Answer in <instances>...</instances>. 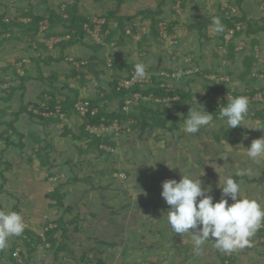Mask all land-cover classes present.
<instances>
[{
    "label": "rangeland",
    "instance_id": "374dc122",
    "mask_svg": "<svg viewBox=\"0 0 264 264\" xmlns=\"http://www.w3.org/2000/svg\"><path fill=\"white\" fill-rule=\"evenodd\" d=\"M73 1L0 0V14L29 22L31 18L25 13L30 10L48 15L49 7L59 10L60 6L64 12ZM155 1L159 3V0ZM177 1L180 7L171 8L172 11L168 12L171 18L168 14L158 17V21L162 18L167 21L171 35L150 36L145 41L144 35L149 33L150 25H144L146 31L137 32L143 26L139 24L142 19H137L134 21L137 23L135 29L131 26L135 36L128 34L130 36H125L123 44L113 40L118 44L117 51L111 42L100 44L95 68L101 61L99 68L105 73L104 82L97 81L86 66H80L83 73L78 77L75 72L78 66L69 59L72 57L76 62L89 64L93 54L90 47L95 51L99 46L89 34L77 37L78 42L66 49L65 59L51 64L43 59L50 55L58 56L60 50L50 49L46 44L49 36L42 27L47 19L41 21V30L35 36L20 28L2 35L7 38L0 43V74L7 80L4 83L0 81L1 90L14 84V78H11L14 75H5L3 71L10 64L19 73L15 78L28 74L30 80L26 83L24 95L17 91L8 107L11 108L6 116L8 120L15 117L13 112L26 107L15 121L17 131L6 124L0 126V132L7 134L5 131L8 130V134H12L10 146L0 137V157L10 164L9 174L0 166V173L3 171L0 210L20 213L26 226L42 234L44 239L48 237L47 230L56 227L62 216L65 220V226L56 233L58 241L64 242L65 250L60 251L56 258V248L33 242L36 250L28 258L29 263L23 264H97L100 259L106 264H264V227L250 238V247L223 253L214 247V241L209 240L197 255L190 235L182 236L171 230L166 212L169 206L161 196L162 182L167 179L179 181L181 170L194 177L203 175L204 187L211 186L214 202L218 201L221 192L217 188L219 176L216 168L221 175H230L240 183L244 198L255 199L264 207V160L257 163L247 158L243 155L242 145L238 151L241 143L249 147L253 139L264 136V130L229 129L219 119V108L226 106L227 98L230 100L243 95L249 100L245 126L264 128V31L248 34L249 25L252 30L256 22L259 26L264 25V0H244L241 7L231 0H187L191 2L187 9L181 0L174 4ZM115 5V1L109 0L78 2L79 12L91 20L107 19L108 12ZM131 5L134 14L138 10H134L133 2ZM64 14L67 18L68 13ZM217 14L229 18L245 17L238 22L244 33L223 42L218 35L208 34L210 24L202 30L191 26ZM173 19L180 25H175ZM111 20L109 28H116L117 19L113 17ZM61 26L58 25L59 29L64 30ZM66 34V39H70L72 34ZM172 39L177 42L173 44ZM232 45H235L234 50ZM112 52L116 53L111 55ZM156 55L163 57L155 59ZM38 57L42 60L33 59ZM110 61L111 67L108 66ZM121 61L129 67H118L116 63ZM137 62L146 64L149 83L153 84L155 75L156 85L160 83L161 87L181 90L174 96L157 99L162 101V109L171 108L172 115L162 116L169 128L155 124L147 127L141 138L140 129L133 127L136 118H130L131 114L141 115L140 104L133 103L129 110L123 108V113L120 112L121 98L116 97L113 86L108 84L116 73L120 76L131 73ZM163 71L171 75H164ZM178 72L183 74L179 78L176 77ZM164 78L167 81L161 80ZM100 85L107 89H99ZM222 86L230 90H211ZM74 89L78 91V98L99 100L100 107L125 115L118 135H110L108 131L103 135H109L116 146L102 143L103 152L96 146H88V139L77 138L76 134L85 135L82 130L85 119L74 109L71 118L66 116L59 121L53 115H45L48 120H41L37 113H34L36 116L31 115L29 107L37 105V101L41 105L48 100L51 105L54 93L73 92ZM244 90H252L253 95ZM196 91L201 92L196 94L198 103L213 114V121L198 133L187 134L182 130L184 118L179 114L187 115L190 104H195ZM0 106L7 104L0 103ZM157 106L154 104L153 108ZM245 135L248 139H244ZM42 157L47 162L43 163ZM167 164L180 169H171ZM246 169H251L252 174L235 175L238 170ZM10 177L12 182L7 188L6 182ZM53 193L59 195L54 196ZM15 245L14 236L9 239V246L0 250V264H15L9 259ZM17 245L22 246V243ZM24 249L26 252L27 248ZM19 251L20 247L14 252L18 257Z\"/></svg>",
    "mask_w": 264,
    "mask_h": 264
},
{
    "label": "trees",
    "instance_id": "16d2710c",
    "mask_svg": "<svg viewBox=\"0 0 264 264\" xmlns=\"http://www.w3.org/2000/svg\"><path fill=\"white\" fill-rule=\"evenodd\" d=\"M80 0H74L73 3H70L67 5V8L61 9V7L59 6V10H56L55 8H51L49 7V14H38L33 12L32 10H30L29 12H26L25 15L29 16L31 18V21L29 22H25V21H19L17 20V18H6L5 14H0V43L3 40H6L7 37H3L2 35L7 33V32H12L14 33V30L16 28H20L22 30H24L25 33L28 32H32V35H36L40 32L41 30V21H44L45 19H47L49 21V26L47 29L44 30V32L47 34V36H51L52 34H59L62 35L63 37H65L61 42L57 43L54 47L57 50H60V53L58 56L55 55H50L49 58H45L43 60H45V62H47L48 64H51L52 62L56 61V62H61L65 59V51L68 47L73 46L74 44H76V42H78V38L80 37H85V35H87L88 33L86 31H84L83 29V24L85 22H89L91 24V26L93 27V24L91 23V19L88 18V16L81 14L79 12V6H78V2ZM96 1H103V0H96ZM109 1H115L116 5L115 7L110 10L107 14V19H106V23L103 25V33L108 30L109 33H107L106 35L103 36L104 40L106 42H112L113 40H118L121 44H123V40L125 38V36H130L127 34L126 32V26H132L134 29L136 27L134 21L136 20V18L138 16H141L142 21L144 20L145 22H148L150 25V31L149 33L144 35V40L146 41V39L150 36L154 37V38H158V28H157V24H158V17L163 15L164 13V9L162 8L165 1L164 0H159V4L156 8H146V9H142L140 11H138L135 14L132 15H123V14H119L122 5L124 4V2L126 0H109ZM231 1H236L237 4L241 7L242 3L244 2V0H231ZM68 13V17H64V13ZM220 17L222 19V22L224 23V25L226 26L225 32L222 34H219V38L221 41H225V34L227 29L229 28H237V24L239 21H241L242 19H245V17H241V16H235L233 18H229L226 16H221L220 14L218 15H214L212 17L206 18L205 22L202 23H198V24H193L191 26H193L194 28L198 27L201 30L203 28H205L206 26H208L209 24H211L212 18L213 17ZM116 18L118 21V26L116 28H109V24L111 23V18ZM157 17V18H156ZM143 21V22H144ZM58 25H62L61 27L64 28V30L66 29L67 31L64 32V30H60ZM172 26V24H171ZM250 26V30H252L251 25ZM171 28V27H170ZM248 32V34H250V32H261L264 31V25L263 26H259L258 23H255V29H253L252 31ZM242 32V33H241ZM66 33H70L72 34L70 39H66L67 34ZM119 33L118 37L117 34ZM244 32L242 30H237L236 34L237 37H239L240 34H243ZM78 37V38H77ZM2 40V41H1ZM143 41H140V44H142ZM44 43L42 42L41 45H43ZM99 46L96 47L95 51L93 50L94 47H90L93 51V54L91 56V59L93 61H99L98 60V48L101 47L100 43H98ZM104 46V45H102ZM2 47V44H0V48ZM235 45H232V49L234 50ZM113 53L116 52H112L111 55ZM34 60L37 61H41L42 57H38V58H33ZM108 60V59H107ZM248 60H251L250 58ZM98 67L95 68L96 72L93 73L90 71L89 69V64L88 62L85 64H82L81 66H86L87 71L90 72L91 74L94 75V77L97 79V81L100 82H104L105 80L104 75L105 73L100 69V65H102L101 61L98 62ZM116 65H118V67L123 68V67H129V65H126V63L124 61L121 62H117ZM100 67V68H99ZM82 68V67H81ZM113 68H114V64H113ZM131 69V68H130ZM77 70L80 72V67L77 68ZM77 70L75 72H77ZM3 71L5 72V75H14V84L7 89H3L5 93H0V103H4L7 104V106H0V126L1 125H8L9 127L13 128L16 130V127L14 125L15 120H17L20 116L21 113H23L24 111H26V107L20 108V110L16 113L13 112V115H15V117L12 119V121H8V119L6 118V116L8 115L9 106L12 105V103H10L16 95L17 91H22V94L24 95L25 93V89H26V83L29 82V76L27 75H22L21 77H18L19 79L15 78L19 73H17V70L15 69V67L13 65H8L6 67L3 68ZM74 73V72H73ZM82 73L83 71L80 72L81 77H82ZM78 74V72H77ZM130 74V72H128L125 75L120 76L119 73L114 74V76L116 77L115 81H108V84L113 86V92L115 95H117V98H121L120 100V112L123 113V105L125 102V99L131 94V92H141L143 95H150L151 93L153 94V96L149 99V100H145V99H140V101L138 102L141 106V115L137 116L135 114H131L130 118L133 116L134 118H136L134 121V125L133 127H138L140 129L141 123L142 121H146L147 123V127L150 128L152 126H154L155 124L162 126L164 128H169L167 126V120L164 119L162 116L164 114H168V115H172V111L171 108H166V109H162L160 106L163 105V103H160L162 101H157V98H164L166 96H174L178 93H181V90L178 91H174L171 88L165 86V87H161L160 83H158L156 85L157 81V77L154 75L153 76V80L154 83L151 85L149 83H146L144 86L137 84L134 87H132L131 89H121L118 90L117 89V82L124 78L125 76H128ZM16 75V76H15ZM74 76L75 73H74ZM7 80V78L4 77V75L0 74V81L1 83H4ZM13 80V79H12ZM161 80H166L161 79ZM17 81H19V84L16 85ZM160 81V80H159ZM167 81V80H166ZM104 85H100L99 89H103L106 90L107 87H103ZM2 88L0 87V91ZM214 90L216 92H221V91H228L230 90L229 87H219L217 89H211ZM245 91V90H244ZM75 92V93H73ZM60 91L59 93H54L52 98H53V102L50 101V108L55 110V105H56V99L60 98L62 99V110L67 113V117H71V112L72 109L75 110L74 107V103L76 102V100L78 99V91L76 89H74V91ZM247 94L250 93L251 95H253L252 90L251 91H245ZM87 98V97H84ZM43 99V98H42ZM92 101L93 105L99 106V100L98 101H94L91 98H88ZM14 101V100H13ZM37 105L35 104V106L37 107H41L39 101H37ZM158 102V103H157ZM157 104V108H153V105ZM100 107V106H99ZM42 110H45L44 107L41 108ZM76 112V111H75ZM116 113L115 111H108L107 107L102 106L100 107V111L97 115L94 116H89V117H84L85 122L82 125V130L84 131L85 135H78L76 134V137L79 139H88V146L94 147L96 146V148H100L101 149V144L102 143H109L113 146H116V143L114 141H110V137L108 136H97V135H92L89 131L86 130V122L91 123V124H100L102 121V117L105 116L106 117V123L110 124L112 123V120L115 119L116 117H118L121 121L123 120V118L125 117L124 114L122 113ZM154 114H158L157 116H155ZM31 115L32 116H36L37 114H34L33 111H31ZM78 115V114H77ZM41 120H48L49 118L46 117L45 115L39 114L37 115ZM132 117V118H133ZM58 118V117H56ZM60 119V118H58ZM153 121V122H152ZM172 128V127H170ZM17 131V130H16ZM5 132H7V134H4L2 132H0V137L6 141V145L8 144L10 146V142L12 141V134H8V130H6ZM10 133V132H9ZM24 136V135H23ZM23 143L21 142L20 145H22ZM7 146V147H9ZM6 148V147H5ZM103 152L104 148L101 149ZM43 158V157H42ZM47 162L46 159L43 158V163ZM5 164V168L4 170L9 168V162L8 161H3L0 157V166ZM3 175V171L0 173V178H2L1 176ZM57 189H55L53 192H56ZM59 190V189H58ZM60 193V192H59ZM53 195H59L58 193H53ZM60 197H62L60 195ZM61 199V198H60ZM59 199V200H60ZM65 226V220L64 217L62 216L61 219H59V224H57L56 227L53 228H49V230H47V235L48 237L46 239H44L42 234H39L38 232H35L34 230H32L31 228H29L28 226H26L24 233L19 236L16 237V245L13 247L10 255H9V259L13 260V262L15 264H23L25 262L29 263L28 258H30V256L34 253V251L36 250V247L33 245V242H36L38 244H50V249H55V257L57 258V255L60 251L65 250V245L64 242H59L58 241V236L56 235V233L61 230L62 227ZM19 243H22L21 245H17ZM20 247V257H18L17 255H15V251L17 250V248ZM27 248V251L25 252V249ZM26 261H25V260ZM13 264V263H12ZM97 264H106L105 261L103 259H100L98 261Z\"/></svg>",
    "mask_w": 264,
    "mask_h": 264
},
{
    "label": "clouds",
    "instance_id": "9594fccd",
    "mask_svg": "<svg viewBox=\"0 0 264 264\" xmlns=\"http://www.w3.org/2000/svg\"><path fill=\"white\" fill-rule=\"evenodd\" d=\"M226 26L218 16L213 17L208 26V34L216 36L225 32ZM183 74L178 72L176 77ZM148 78L146 64L137 62L134 65V79L144 80ZM194 93L195 104L183 119L182 130L187 134H196L201 128L210 126L213 121V114L205 110L202 103H198ZM249 112V100L246 96H236L230 100L227 98L226 106L219 108V119L229 129L243 127L252 130H264L262 127H246L245 122ZM244 139H248L247 135ZM228 143V141H227ZM228 145L232 147L229 143ZM243 146V155L252 161L259 163L264 160V136L253 139L249 147ZM168 165V164H167ZM171 169L179 167H172ZM180 169V168H179ZM217 188L221 192V198L214 202L211 195L212 187H204L200 175L194 177L181 172V179H167L162 182L161 196L169 206L167 212V223L175 234L190 235L193 243V251L199 255L205 242L214 241V247L223 252L231 253L238 249L251 246L250 238L264 227V207L255 200L244 198L239 182L232 176L221 175ZM251 175L252 170H238L235 175ZM138 194V193H137ZM229 200L232 203H229ZM26 228L22 215L16 211L0 210V250L9 246L11 237L21 236Z\"/></svg>",
    "mask_w": 264,
    "mask_h": 264
},
{
    "label": "built area",
    "instance_id": "2783aa9c",
    "mask_svg": "<svg viewBox=\"0 0 264 264\" xmlns=\"http://www.w3.org/2000/svg\"><path fill=\"white\" fill-rule=\"evenodd\" d=\"M182 4V3H181ZM177 6L180 7V2L176 3L175 8H177ZM235 9H232V11H234ZM48 20L46 22V25H44L42 27L43 30L47 29L49 24H48ZM91 23L93 24V27L91 26V24L89 22L84 23V30L91 35L96 41H98V43L100 44H104L105 40L103 38L104 35H106L107 33H109L108 30H106L104 33L102 31L103 29V25L106 23V18L102 17L99 19H94L91 20ZM143 26H141L140 28H138L137 32L141 31H146V27L144 25L149 26L148 22H141L139 23ZM157 28L159 30V35L163 36V37H167L168 35H171L170 31H169V27H168V23L167 21H165V19H159L158 24H157ZM241 26H238L237 24V28H229L226 31V41L230 40L231 38L235 37L236 35V31L240 30ZM127 34H132L133 36H135L132 27H128L126 29ZM65 37H63L62 35L59 34H52L51 36H49L47 38V42L46 44L49 46L50 49L54 48V46L61 42ZM175 38V37H174ZM173 44H175L177 41L172 39ZM113 49L115 51H117L116 47H118V44L115 41H112L110 44ZM71 59V61H73V63H76V65L78 67H80L82 64L87 63L86 61H81V62H76L74 61V59L71 57L69 58ZM108 66L111 67L112 66V62L110 61L108 63ZM78 72V77H81L80 72L77 70ZM164 75H168L170 76L171 74L169 72L163 71ZM150 79V76L148 77ZM116 77L113 75V77L111 78V81H115ZM150 81H148V79H144V80H138V79H134V69L131 71V73L128 76H125L124 78L120 79L117 82V89L121 90L123 88L125 89H131L132 87H134L137 84H140L142 86H144L146 83H149ZM152 82V80H151ZM154 83V80H153ZM151 84V83H149ZM152 85V84H151ZM153 96V94L151 93L150 95H143L141 92H131V94L125 99L123 108L124 110H129V105L131 106L133 103H138L140 101V99H150ZM158 99V98H157ZM48 101V100H47ZM47 101H44L41 103V107H35L34 105H32L31 107H29V110L33 111L34 113L37 114H42V115H53L55 117H60V118H64L67 116V113H65L62 110V99H57L56 101V105H55V110L50 108V105L48 104ZM44 107L45 110H42L41 108ZM74 107H75V111L78 115L80 116H84V117H89L97 115L100 111V107L93 105L92 101L88 98H84V97H79L76 102L74 103ZM106 117L103 116L102 117V121L100 124H91L86 122V130L89 131L92 135H97V136H103L105 134L106 131L110 132L109 134H113L114 135H118L120 133V128H121V120L119 118H115L112 120V123L107 124L106 123ZM18 256V255H17Z\"/></svg>",
    "mask_w": 264,
    "mask_h": 264
},
{
    "label": "crops",
    "instance_id": "0c3cea01",
    "mask_svg": "<svg viewBox=\"0 0 264 264\" xmlns=\"http://www.w3.org/2000/svg\"><path fill=\"white\" fill-rule=\"evenodd\" d=\"M136 1H138V2H135V1H131V0H126L125 2H124V4L122 5V8H121V10H120V12H119V14H123V15H126V14H128V15H132L133 13H132V5H131V2H133V4H134V6H135V9L134 10H138V11H140V10H142V9H146V8H156L157 6H158V4L159 3H157V1H155V0H136ZM165 1V3H164V5H163V9H164V13H163V16H166L167 14L169 15V17H170V15H171V13L169 14L168 12L169 11H172L171 10V8H175V6H176V3L174 4V2L176 1V0H164ZM193 1H195V0H193ZM214 1V0H213ZM112 2H114V1H112ZM160 2V1H159ZM178 2V1H177ZM181 3H182V5H183V7L185 8V9H187V7L188 6H190L191 5V2H189V1H187V0H181ZM193 4V3H192ZM188 5V6H187ZM210 5V4H209ZM208 7H210V6H208ZM209 9H211V8H209ZM175 10V9H174ZM255 10V9H254ZM137 11V12H138ZM136 12V13H137ZM135 14V13H134ZM142 17L141 16H138L137 18H136V20L137 19H141ZM171 18V17H170ZM135 20V21H136ZM174 20H176V19H173V22H174V24L175 25H180V23H179V21H174ZM140 21H142V20H140ZM144 21V20H143ZM139 22V21H138ZM258 38H260V37H258ZM162 54V53H161ZM157 57H160V58H162L163 57V55H156V57H155V59L157 58ZM177 67V66H176ZM14 118V117H13ZM12 118V119H13ZM19 118H20V116H19ZM18 118V119H19ZM58 118H60V117H58ZM58 118H56L55 120H57V121H59V120H62V119H58ZM67 119L68 118H71V117H66ZM12 119H9L8 121H12ZM17 119V120H18ZM65 119V118H64ZM16 121V120H15ZM14 124H15V122H14ZM1 159H2V157H1ZM3 160V159H2ZM4 161V160H3ZM5 162V161H4ZM2 166V168L1 169H3V168H5L6 166H5V164H3V165H1ZM9 168H10V164H9ZM9 168L8 169H6V171H5V173H8L9 174ZM4 170V169H3ZM10 182H12V179H11V177L7 180V182H6V187L7 188H9L10 187ZM0 187H2V185H0Z\"/></svg>",
    "mask_w": 264,
    "mask_h": 264
},
{
    "label": "water",
    "instance_id": "95a60500",
    "mask_svg": "<svg viewBox=\"0 0 264 264\" xmlns=\"http://www.w3.org/2000/svg\"><path fill=\"white\" fill-rule=\"evenodd\" d=\"M96 64H97V63H96L95 61H93V60H91V61L89 62V69H90V71L93 72V73L96 72V70H95V65H96ZM146 129H147V123H146V121H142L141 126H140L139 138H141V137L144 135Z\"/></svg>",
    "mask_w": 264,
    "mask_h": 264
}]
</instances>
